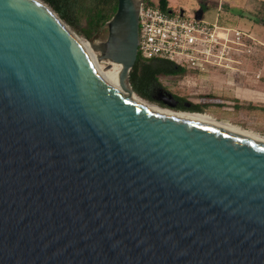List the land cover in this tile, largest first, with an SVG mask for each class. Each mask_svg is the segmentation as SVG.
Listing matches in <instances>:
<instances>
[{
  "label": "water",
  "instance_id": "water-1",
  "mask_svg": "<svg viewBox=\"0 0 264 264\" xmlns=\"http://www.w3.org/2000/svg\"><path fill=\"white\" fill-rule=\"evenodd\" d=\"M143 2L98 43L113 87L45 3L0 0V264H264V144L123 93Z\"/></svg>",
  "mask_w": 264,
  "mask_h": 264
},
{
  "label": "built area",
  "instance_id": "built-area-1",
  "mask_svg": "<svg viewBox=\"0 0 264 264\" xmlns=\"http://www.w3.org/2000/svg\"><path fill=\"white\" fill-rule=\"evenodd\" d=\"M264 48L250 31L187 18L182 11H162L153 0L143 2L139 11L137 61L147 64L153 59L171 62L184 71L173 76L176 88L191 105L230 106L243 101L244 88L235 85L234 77L247 78L246 65L253 63ZM261 71L253 76L260 78ZM219 76L226 87L215 84ZM172 81V82H173Z\"/></svg>",
  "mask_w": 264,
  "mask_h": 264
},
{
  "label": "trees",
  "instance_id": "trees-1",
  "mask_svg": "<svg viewBox=\"0 0 264 264\" xmlns=\"http://www.w3.org/2000/svg\"><path fill=\"white\" fill-rule=\"evenodd\" d=\"M51 8L59 18L70 27H76L78 21L85 20L86 29L83 33L87 38L101 30L114 15L117 8V0H41ZM148 2L149 0H144ZM158 7L167 10V0H157ZM260 8L256 14H246L244 17L256 25L264 27V0H258ZM77 38H79L76 35ZM87 41V39H85ZM184 71L169 61L153 59L147 64H136L130 74V83L133 90L139 95L140 100L153 101L152 92L157 88H163L160 83L161 77L182 76ZM133 94V93H132ZM135 96V94H134ZM186 102L185 98L178 97ZM204 107L191 105L189 112L204 114Z\"/></svg>",
  "mask_w": 264,
  "mask_h": 264
},
{
  "label": "rangeland",
  "instance_id": "rangeland-1",
  "mask_svg": "<svg viewBox=\"0 0 264 264\" xmlns=\"http://www.w3.org/2000/svg\"><path fill=\"white\" fill-rule=\"evenodd\" d=\"M212 1L210 6L207 7V11H215L216 9V2L217 0H210ZM153 2L156 4V0H153ZM202 0H170L171 4L179 5L187 18H194L196 15V10L201 6ZM70 30L77 35L79 38L76 39L78 43H86L85 39L92 41L93 43H101L105 41L107 37V29L104 26L101 30H99L97 33L92 34L91 38H87L86 35L83 33V30L86 29V22L85 20L78 21L76 24V27H70ZM258 40L264 43V31L262 30V33L260 35H254ZM253 68H251L252 72L247 71L248 75L247 78H244V81H247L246 83H253L255 81L262 82V96H246L243 95L242 97L244 100L241 102H235L234 105H224V106H216V105H209L207 109H201L202 111H205L208 114H211L214 116L218 122H221V120L227 122L230 126L244 130V131H250L253 135L259 136L261 138H264V48H261V51L259 50L256 54V57L253 60ZM261 71L260 78L256 79L253 75L256 72ZM173 76L169 77H161L160 83L163 86L164 90L169 91L171 93L175 94H182L178 91L176 88V80L173 82ZM238 81V80H237ZM134 96V94H132ZM137 98V96H134ZM140 100L139 98H137ZM147 104L153 105L155 107L165 108L160 105H158L155 101H143ZM159 108V109H160ZM205 114V113H204ZM208 114H205L207 116H210ZM211 117V116H210ZM212 118V117H211ZM213 119V118H212ZM214 121H217L213 119Z\"/></svg>",
  "mask_w": 264,
  "mask_h": 264
},
{
  "label": "crops",
  "instance_id": "crops-1",
  "mask_svg": "<svg viewBox=\"0 0 264 264\" xmlns=\"http://www.w3.org/2000/svg\"><path fill=\"white\" fill-rule=\"evenodd\" d=\"M158 3V1L156 0ZM212 1L210 0H202L201 6L196 11L195 18L205 19L208 22H215L218 19L220 25L224 26H232L245 31H250L253 35H260L262 30L264 31V27L256 25L254 22L250 21L244 15L246 14H256L260 8V2L258 0H217L215 11H207V7L210 6ZM167 9L169 11H183V9L179 5H173L170 3V0H167ZM251 68H253V64L246 65L245 70L252 72ZM238 80V81H237ZM233 82L235 85H238L244 90H242V94L246 96H262V82L255 81L253 85L251 83H246L244 81V77H234ZM226 78L223 76H219L215 84L218 88H224L228 91L226 85ZM242 103V101H240ZM209 104L204 106V110L207 109ZM220 106V105H216ZM205 114H208L204 111ZM210 115L213 119L217 120L214 116ZM218 121V120H217ZM221 122H225L221 120ZM227 123V122H226Z\"/></svg>",
  "mask_w": 264,
  "mask_h": 264
},
{
  "label": "bare ground",
  "instance_id": "bare-ground-1",
  "mask_svg": "<svg viewBox=\"0 0 264 264\" xmlns=\"http://www.w3.org/2000/svg\"><path fill=\"white\" fill-rule=\"evenodd\" d=\"M74 36H76V35L74 34ZM80 46L83 48V50L89 56L95 70L98 72L100 77L105 82H107L109 85H111L113 87H118L119 86L118 76H119V72H120V66L115 65V64L102 62L99 59V54L97 51L98 44L93 43L90 40H87L86 43H82V44H80ZM123 93L125 96H127L132 101L136 102L139 106H141L145 109L157 111V112H163V113H172L168 110L159 109L153 105L147 104L145 102H141L140 100L135 98L132 95V92L129 91L127 88L123 89ZM179 115L182 117L191 118L194 120H198L200 122H204V123L213 125L215 127H218L222 130L228 131L232 134L238 135V136L243 137L245 139L264 144V138H261L259 136H255L250 131H247V130L244 131V130L234 128V127L230 126L228 123L214 121L210 116H207L205 114H188V113H182L181 114V113H179Z\"/></svg>",
  "mask_w": 264,
  "mask_h": 264
},
{
  "label": "flooded vegetation",
  "instance_id": "flooded-vegetation-1",
  "mask_svg": "<svg viewBox=\"0 0 264 264\" xmlns=\"http://www.w3.org/2000/svg\"><path fill=\"white\" fill-rule=\"evenodd\" d=\"M169 77V76H168ZM166 90H164V88H157L155 89L152 94H151V98L153 101H155L158 105L162 106V107H165V108H169V109H172V110H175V111H185L187 110L185 107H184V103L183 101L179 100L178 99V95L175 94V93H171L169 91H166L170 94H172L174 96V99L175 101H171L168 99L167 95L164 93ZM163 101L165 102H169V104L171 103V106L172 107H167L166 105L163 104Z\"/></svg>",
  "mask_w": 264,
  "mask_h": 264
}]
</instances>
